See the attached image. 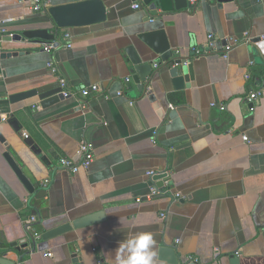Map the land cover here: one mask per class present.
Returning a JSON list of instances; mask_svg holds the SVG:
<instances>
[{"label":"crops","instance_id":"0c3cea01","mask_svg":"<svg viewBox=\"0 0 264 264\" xmlns=\"http://www.w3.org/2000/svg\"><path fill=\"white\" fill-rule=\"evenodd\" d=\"M102 1L106 21L60 29L55 40L68 30L72 46L61 40L47 52L43 45L51 42L4 39L28 29L55 33L45 9L34 11L32 0H0V53L25 51L0 58V131L6 139L0 140L1 261L114 264L119 242L151 233L154 259L171 247L179 264H264V43L253 41L264 35V0H198L163 22H145L147 10L133 7L141 0ZM150 25L164 27L171 49L186 60L183 88L140 37ZM246 34L251 41L224 50L231 37ZM211 43V52L195 53ZM135 52L155 71L147 89L132 61ZM49 61L74 94L47 105L38 96L11 103L14 93L59 82ZM93 84L101 90L82 96ZM254 91L262 94L249 101ZM82 141L93 146L90 167L76 173L62 168L61 158L81 161ZM151 186L160 193L149 198ZM98 214L93 223L44 237ZM32 216L40 239L26 225Z\"/></svg>","mask_w":264,"mask_h":264},{"label":"water","instance_id":"95a60500","mask_svg":"<svg viewBox=\"0 0 264 264\" xmlns=\"http://www.w3.org/2000/svg\"><path fill=\"white\" fill-rule=\"evenodd\" d=\"M220 4L232 0H215ZM143 7L147 10L148 15L145 18V22H163L165 17L172 13L175 10H180L182 8L189 7V0H141ZM52 20L55 33H52L47 28H37V29H28L22 33L13 34L5 37L6 40L14 41H33L36 43H46L52 42L56 39L57 32L61 29H67L78 26L92 25L96 23H101L106 21L108 16V10L102 0H80L69 3L61 4H51L48 8L45 9V12ZM140 37L150 47L153 51L161 56L162 62L173 82L177 88H183L189 80L188 73L185 72L186 60L180 56H177L175 52L171 49V45L167 39L166 30L164 27H152L146 26V30L140 34ZM261 38L254 39L253 41L260 43ZM25 54V51L18 50H6L0 53L1 59L18 57ZM132 61L135 65L136 71H138L141 81L144 82L142 88H148L149 85L153 82L155 78V71L152 68V63L150 61H143V57L136 52L131 55ZM147 92V91H146ZM150 93V92H149ZM38 96L41 100L42 105H47L50 102H57L60 99H64L62 93V88L60 83L57 82L54 85H45L39 88L29 89L26 91H21L10 95L9 100L11 103H18L30 98ZM8 113L4 111L2 113ZM1 113V111H0ZM2 118L0 116V122ZM0 140L6 141L4 135L0 131ZM40 157L47 161V158L42 154H39ZM7 159L11 164L12 168L24 183L27 189L30 192L35 191L34 185L30 182L28 177L22 171V168L18 162L11 156L8 155ZM101 214L90 215L83 217L71 223L61 225L55 229L49 230L44 237L50 236L52 234L62 233L71 228V226L79 227L85 224H90L98 219H100ZM5 259H0L1 264H6V262L1 261ZM179 264L180 259L178 258L175 250L171 247H162L159 251V256L157 259H154V264Z\"/></svg>","mask_w":264,"mask_h":264},{"label":"built area","instance_id":"2783aa9c","mask_svg":"<svg viewBox=\"0 0 264 264\" xmlns=\"http://www.w3.org/2000/svg\"><path fill=\"white\" fill-rule=\"evenodd\" d=\"M196 1L198 0H191L190 3L194 4ZM210 1H215V0H210ZM52 4V0H32V7L34 11H40L42 9H46L48 8L50 5ZM142 4L139 2H135L133 4L134 9H139L141 8ZM4 30V29H2ZM210 39L214 38L213 34L209 35ZM261 39L264 40V35L261 36ZM61 40H63L65 43H67V47H71L72 43L70 42L71 40V34L68 30H65L63 35L61 36L60 40H55L52 41L51 43H46L43 45V49L47 52H51L53 49H55L56 47L60 46ZM252 40V37L249 34H246L244 38H233L231 37L228 41V43L224 46V50L225 51H229L234 45H237L239 42L244 41V42H249ZM213 44L211 43V45H209V47L207 49H203V48H196L194 49L195 53L200 55V54H204L206 52H211L213 50ZM155 67L158 66L157 63L154 64ZM48 67L50 68L51 72H53L54 74H59V68L57 66V64L54 61H49L48 62ZM58 80L60 83V86L62 88V93L64 95V97H70L71 95L74 94V91H72L71 89L68 88L67 82L65 79H63L60 75H58ZM101 90V87L99 84H93L90 87H86L84 89L81 90V95L84 97H87L91 94H94L96 92H99ZM77 92H75L76 94ZM119 95L122 94V91L118 93ZM261 91H254L251 92L249 94L248 100L249 101H254L256 99H258L261 96ZM106 97H110V95L106 94ZM221 108H225L224 105H221ZM27 136V135H26ZM245 140H248V138L245 136L244 137ZM80 151L83 154V158L81 159L80 162H76L73 159L70 158H61L60 159V166L64 169H68L69 171L76 173L78 172L81 168L84 169H88L91 165V163L94 161L95 155H94V151H93V146L86 142V141H82L80 144ZM155 174L154 171H148V175L153 176ZM47 181L42 182L43 184H46ZM160 193V188H158L157 186H151L150 188V194L148 195L149 198H151L152 196H155L157 194ZM176 197H180L181 194L180 193H175ZM138 200L140 201L141 198H138ZM162 216H165V214H163ZM35 222V217L32 216L29 219L26 220V225L28 227V229L30 231H32L34 233V236L37 239H40L42 236V233L38 232L36 229L32 228V223ZM47 256H52L51 252H47L46 253ZM188 261H194V262H199V259L194 256V255H188L187 256Z\"/></svg>","mask_w":264,"mask_h":264},{"label":"clouds","instance_id":"9594fccd","mask_svg":"<svg viewBox=\"0 0 264 264\" xmlns=\"http://www.w3.org/2000/svg\"><path fill=\"white\" fill-rule=\"evenodd\" d=\"M151 233L133 234L119 242L114 264H154L158 253Z\"/></svg>","mask_w":264,"mask_h":264},{"label":"trees","instance_id":"16d2710c","mask_svg":"<svg viewBox=\"0 0 264 264\" xmlns=\"http://www.w3.org/2000/svg\"><path fill=\"white\" fill-rule=\"evenodd\" d=\"M57 34H58V32H57ZM57 34H56V35H57ZM57 37H58V36H57Z\"/></svg>","mask_w":264,"mask_h":264}]
</instances>
